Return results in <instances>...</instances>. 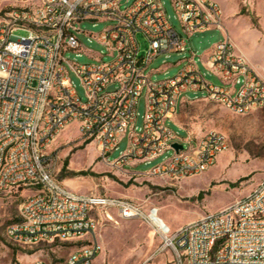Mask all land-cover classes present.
I'll return each instance as SVG.
<instances>
[{
  "label": "built area",
  "instance_id": "2783aa9c",
  "mask_svg": "<svg viewBox=\"0 0 264 264\" xmlns=\"http://www.w3.org/2000/svg\"><path fill=\"white\" fill-rule=\"evenodd\" d=\"M172 4L178 27L162 0H0V196L23 186L36 188L21 202L6 236L28 246L76 244L56 262L39 258L19 264H97L102 245L92 236L102 215L146 222L165 247L174 248L177 264H264V177L246 196L172 228L157 206L79 194L54 173L47 150L76 124L78 133L96 141L100 156L114 167L150 164L164 155L144 173L169 179L197 176L216 164L230 140L218 129L200 136L186 130L184 137L171 127L183 101L207 98L239 114L264 106V77L227 34L220 2ZM98 20L108 23L101 31L83 28ZM214 29L223 38L205 61L196 59L190 37ZM17 30L28 34L16 35ZM84 33L106 46L108 60L94 51H89L93 62L79 63L66 55L82 48ZM188 51L177 74L151 78L148 67L156 57ZM141 97L145 112L138 123ZM125 137L127 149L111 160L109 154Z\"/></svg>",
  "mask_w": 264,
  "mask_h": 264
},
{
  "label": "rangeland",
  "instance_id": "374dc122",
  "mask_svg": "<svg viewBox=\"0 0 264 264\" xmlns=\"http://www.w3.org/2000/svg\"><path fill=\"white\" fill-rule=\"evenodd\" d=\"M174 24L175 11L172 0H162ZM223 6V24L233 43L245 41L251 55L264 58V0H218ZM108 23L98 20L86 22L83 28L97 33ZM230 33V34H229ZM25 36V30L15 31ZM242 34V35H241ZM220 29L198 32L190 37V46L205 61L208 50L223 38ZM82 48L68 50L66 55L79 63L93 62L96 55H109L96 36L80 35ZM141 54L147 45L143 37ZM191 52H169L156 57L149 64L153 80L174 76L183 66L185 56ZM262 58V59H263ZM198 63L205 70L201 60ZM81 96H84L79 79L73 75ZM209 79L217 82L215 76ZM192 96V94H189ZM139 121L145 112V99L138 104ZM171 127L186 137L189 131L197 136L209 129L225 132L230 140L228 150L221 153L216 164L204 173L187 178L169 179L145 174L153 165L161 162L164 155L150 164L114 167L100 156L96 141L82 137L73 124L48 148L58 180L79 194H99L128 198L145 206H157L162 220L172 228L214 212L250 193L264 177V106L247 114L234 113L223 105L207 98L187 99L181 104L176 123ZM128 139L121 140L119 147L110 153V159L118 158L128 147ZM170 154V153H169ZM36 192V188L23 186L0 196V264H19L43 259L56 262L65 258L76 247L75 243L53 245H21L6 236L7 226L18 217L21 202ZM102 245L97 264H177L174 248L164 246L161 236L140 219L114 220L102 215L101 223L93 236ZM84 242V240H81ZM80 244V243H79Z\"/></svg>",
  "mask_w": 264,
  "mask_h": 264
},
{
  "label": "crops",
  "instance_id": "0c3cea01",
  "mask_svg": "<svg viewBox=\"0 0 264 264\" xmlns=\"http://www.w3.org/2000/svg\"><path fill=\"white\" fill-rule=\"evenodd\" d=\"M223 20H224V14H223ZM225 30H226V28H225ZM229 37H230V35H229ZM234 44H235L237 50H239L241 53H243L246 56L250 65L253 66L264 77V58L251 55L249 50H248L247 45L245 44V41L242 39H240V43L236 42Z\"/></svg>",
  "mask_w": 264,
  "mask_h": 264
},
{
  "label": "water",
  "instance_id": "95a60500",
  "mask_svg": "<svg viewBox=\"0 0 264 264\" xmlns=\"http://www.w3.org/2000/svg\"><path fill=\"white\" fill-rule=\"evenodd\" d=\"M174 147L178 150L182 148V144L180 143H174Z\"/></svg>",
  "mask_w": 264,
  "mask_h": 264
}]
</instances>
